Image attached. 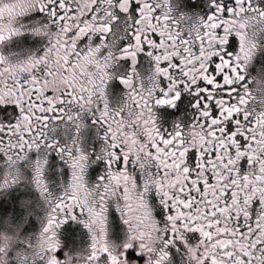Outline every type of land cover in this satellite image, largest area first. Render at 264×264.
Instances as JSON below:
<instances>
[{
	"label": "snow or ice",
	"instance_id": "6c2138e0",
	"mask_svg": "<svg viewBox=\"0 0 264 264\" xmlns=\"http://www.w3.org/2000/svg\"><path fill=\"white\" fill-rule=\"evenodd\" d=\"M0 264H264V0H0Z\"/></svg>",
	"mask_w": 264,
	"mask_h": 264
}]
</instances>
